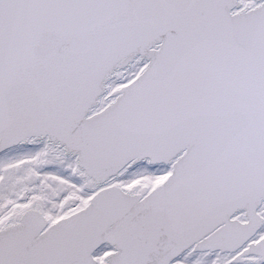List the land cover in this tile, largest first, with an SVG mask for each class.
I'll list each match as a JSON object with an SVG mask.
<instances>
[{
	"label": "snow or ice",
	"instance_id": "snow-or-ice-1",
	"mask_svg": "<svg viewBox=\"0 0 264 264\" xmlns=\"http://www.w3.org/2000/svg\"><path fill=\"white\" fill-rule=\"evenodd\" d=\"M0 264H264V0H0Z\"/></svg>",
	"mask_w": 264,
	"mask_h": 264
}]
</instances>
